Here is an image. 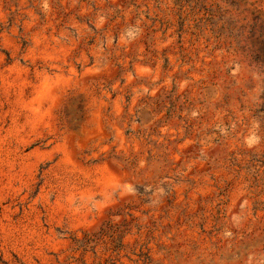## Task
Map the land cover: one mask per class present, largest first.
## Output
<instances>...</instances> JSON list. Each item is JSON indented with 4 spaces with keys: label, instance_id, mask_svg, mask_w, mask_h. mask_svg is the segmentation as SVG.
Instances as JSON below:
<instances>
[{
    "label": "rangeland",
    "instance_id": "1",
    "mask_svg": "<svg viewBox=\"0 0 264 264\" xmlns=\"http://www.w3.org/2000/svg\"><path fill=\"white\" fill-rule=\"evenodd\" d=\"M0 264H264V0H0Z\"/></svg>",
    "mask_w": 264,
    "mask_h": 264
}]
</instances>
